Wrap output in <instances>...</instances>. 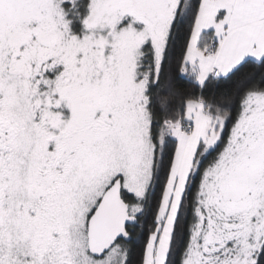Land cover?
<instances>
[{"label":"snow or ice","instance_id":"6c2138e0","mask_svg":"<svg viewBox=\"0 0 264 264\" xmlns=\"http://www.w3.org/2000/svg\"><path fill=\"white\" fill-rule=\"evenodd\" d=\"M0 264H264V0H0Z\"/></svg>","mask_w":264,"mask_h":264}]
</instances>
